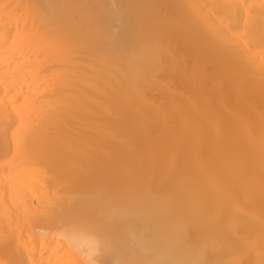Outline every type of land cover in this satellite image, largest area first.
I'll return each mask as SVG.
<instances>
[{
    "label": "bare ground",
    "instance_id": "1",
    "mask_svg": "<svg viewBox=\"0 0 264 264\" xmlns=\"http://www.w3.org/2000/svg\"><path fill=\"white\" fill-rule=\"evenodd\" d=\"M0 264H264V0H0Z\"/></svg>",
    "mask_w": 264,
    "mask_h": 264
}]
</instances>
